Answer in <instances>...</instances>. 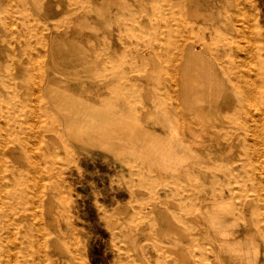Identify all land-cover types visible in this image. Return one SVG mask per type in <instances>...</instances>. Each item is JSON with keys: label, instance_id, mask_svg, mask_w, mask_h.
<instances>
[{"label": "rangeland", "instance_id": "rangeland-1", "mask_svg": "<svg viewBox=\"0 0 264 264\" xmlns=\"http://www.w3.org/2000/svg\"><path fill=\"white\" fill-rule=\"evenodd\" d=\"M131 2V10L145 8L143 0ZM251 2V10L241 15L251 36L241 37L238 57L246 75L240 84L250 92L245 97L229 89L218 102L213 95L212 121L205 126L201 119L187 122V113L208 105L201 74L186 101L178 98L176 106L172 100L178 91L165 68L174 61L157 51V29L185 48L188 41L168 34L163 22L153 23L150 33L139 21L123 27L108 18L115 0L96 5L85 0L77 19L80 3L70 0H0V76L14 69L12 80L19 89L16 101L3 99L7 89L0 88V129L34 134L51 114L60 123L56 132L45 133L50 143L40 146L46 154L56 150L55 156L35 154L30 142L34 156L21 145L12 159L18 171L31 159L38 161V172L20 180L39 197L38 231H49V238L55 228L61 234L65 252L60 259L75 264H264V229L253 228L251 214L258 198L264 207V0ZM190 21L195 29L206 25ZM26 44L39 54H21ZM217 46L221 43L211 47ZM149 52L157 55L155 64ZM52 59L67 71L51 86L59 111L46 92L37 93L28 82L31 75L37 78L36 64L45 77ZM131 84L136 96L128 91ZM217 105L226 106L223 112L236 111V119L222 123ZM190 124L198 135L191 144ZM169 221L178 228L169 229ZM217 230L228 234L222 237ZM6 235L8 263L17 264L21 252L10 242L11 229ZM17 238L25 240L21 233Z\"/></svg>", "mask_w": 264, "mask_h": 264}, {"label": "bare ground", "instance_id": "bare-ground-1", "mask_svg": "<svg viewBox=\"0 0 264 264\" xmlns=\"http://www.w3.org/2000/svg\"><path fill=\"white\" fill-rule=\"evenodd\" d=\"M70 1L80 3L75 11L77 19L86 8L82 6L85 0ZM110 1L111 0H94V4L109 3ZM115 2L117 3L116 10L113 11L111 7L109 8L110 14L108 18L111 21H118L123 27L128 25V21H139L148 33L152 30L153 23L161 25L163 22L168 34H175L188 41V45L185 48L182 43L179 41L176 42L175 39L168 40V36L166 37L165 32L161 28L157 29V36L159 37L157 51H165L171 61H174L170 67L165 68V72L173 78L172 84L174 90L178 91V94H171L172 100L176 103V106L179 104L178 98L181 102L188 99L187 92H189L191 86L198 81V75L201 74L203 77V87L208 105L204 107L199 105L192 113H187L189 115L187 116V122H190V118H194L201 119L202 122L204 121L203 124L205 126L210 124L212 120L209 114L211 112L213 95H217L218 102L220 99L223 100L225 93L229 89L234 88L240 95L245 97L248 96L250 88L240 84L241 80H243L246 75L244 71L239 69L240 62L238 57H240L242 52V47L240 46L241 37H243L244 33L248 37L251 36V31L248 28L249 22L246 19L243 20L241 17L243 13L251 10V0H143L145 8L140 12L130 9V7H133L131 0H115ZM149 4L151 5L150 7L148 6ZM152 5H154L155 9L152 8ZM67 6H69V4L65 5V7ZM152 16H154V18ZM190 19L201 20L205 22L206 25L200 29H195L194 26L196 23L195 21H190ZM109 33L111 34V31H109ZM8 38L9 37L6 36L4 40ZM78 41L80 42L81 40ZM198 41H200L199 46ZM216 42L221 43V55L219 54V45L213 49L211 47L212 44ZM21 54L35 57L39 52L34 47H30L26 44L21 47ZM6 55L10 57L13 56L10 52ZM147 56L154 64L158 60L155 53L149 52ZM144 57L145 56L141 53L138 59L143 61ZM52 60L53 65L48 66L49 69L45 77L38 64H36L35 74L37 78L31 75L28 82L29 88L35 90L37 93L39 90L46 92V96L51 101V104L57 107V111H59V100L55 99L51 86L55 82L61 81L67 71L58 69L57 66L59 62L55 59ZM82 63L83 61L79 60L77 64L80 65ZM70 65L75 66L74 63ZM14 72V69L8 68L9 75L7 77L0 76V88L7 89V94H4L3 99L18 100L16 94L19 89L13 84L12 80ZM122 77L124 78L125 74H122ZM91 78H93V76H91ZM185 84L188 87L186 89L184 86ZM160 85L163 87L162 84ZM128 91L133 96L137 95V90L133 84L128 87ZM235 95L237 96V94ZM189 98L191 100L196 99L195 95ZM225 107L224 105H217L214 111L220 115V121L222 123H231L236 119V111L230 109L226 112L221 111ZM248 110H250L249 107ZM45 113H50L46 107ZM59 124V119L51 114V120L41 125L42 127L40 126L34 134L21 135L16 128L5 129L2 127L4 130L0 129V264H9L7 258L9 248L6 244V232L10 229L14 235L10 239V242L16 250L21 252L17 264H75L74 260L67 261L66 259H60V256L65 252V246L57 228H55L56 231L52 238H49V231H38L42 226L41 211L37 206L39 197H37L34 190L31 191L24 183H21L20 180V178L28 174V172H38L40 169L38 161L31 159L30 166L20 171H18L17 166L12 163V159L15 155V148L21 145L26 146L31 156H34L33 152L35 151L30 148V142H32L35 147V154H43L47 157L55 156L56 150L50 149L46 154L42 152L40 146H47L50 143L49 139L45 138V133L56 132ZM177 126L179 125L177 124ZM189 129L191 133H193L194 139L188 143L197 142V130L191 124L189 125ZM50 169L51 167H44L43 171H49ZM251 180L253 181V179ZM253 190L257 192L258 187L255 186ZM53 196L55 197V195ZM259 199L260 198L256 200L257 202L252 206L251 211L252 217L254 218L253 228L258 230L264 229V207L260 205ZM183 215L185 214H182V216ZM53 219L52 217L51 220H49L51 224H53ZM168 227L169 229L178 228L177 224L173 221L168 222ZM19 233L24 235L25 240L17 238V234ZM216 234L226 237L228 233L217 230ZM181 242L183 243L184 241ZM250 242H252L253 245L256 244L254 238H251Z\"/></svg>", "mask_w": 264, "mask_h": 264}]
</instances>
